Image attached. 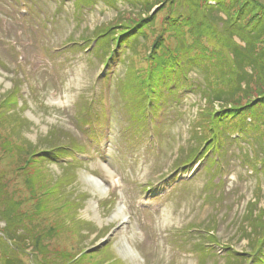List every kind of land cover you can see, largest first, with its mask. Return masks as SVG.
Segmentation results:
<instances>
[{
  "label": "rangeland",
  "instance_id": "rangeland-1",
  "mask_svg": "<svg viewBox=\"0 0 264 264\" xmlns=\"http://www.w3.org/2000/svg\"><path fill=\"white\" fill-rule=\"evenodd\" d=\"M143 1L153 5L151 13ZM187 2L0 0V99L19 91V104L0 115V264L11 255L25 264H63L80 250L98 246L107 232L111 247L99 245L74 264H244L259 244L247 220L259 192L258 206L264 207V174L261 163L250 165L246 158L263 152L249 130L226 134L225 144L210 151L192 174L176 177L182 168H174L198 153L209 135L198 127L205 71L189 72L198 78L194 84L199 81V89L165 91L166 103L158 109L152 130L142 127L145 119L136 123L143 104L126 98L122 82L132 63L146 65L144 47L135 54L133 49L117 54L107 67L106 81L98 79L106 70L99 55L78 50L85 37L142 23L148 36L142 43L147 40L150 48L157 42L166 53L174 52L184 36L188 49L206 52L211 61L220 53L233 58L224 45L226 37L222 40L226 24L218 19L220 28L194 9L189 18L182 16ZM209 5L217 8V1ZM216 8L214 13L226 18ZM234 39L244 46L239 37ZM263 48L259 44L258 50ZM255 78L250 97L240 98L241 107L253 109L250 103L264 99V83ZM95 92L105 103L89 104ZM220 105L216 102L213 108ZM104 109L111 118L96 123L100 140L92 145L79 119L87 118V112L101 115ZM48 141L86 146L80 156L85 161H32L15 174L13 167ZM150 185L153 190L146 189ZM45 188L49 193H43ZM114 196L115 204L110 202ZM206 229L217 236L220 244L213 249L219 254L201 252L204 243L211 244L201 238ZM228 251L239 258L228 259Z\"/></svg>",
  "mask_w": 264,
  "mask_h": 264
},
{
  "label": "trees",
  "instance_id": "trees-1",
  "mask_svg": "<svg viewBox=\"0 0 264 264\" xmlns=\"http://www.w3.org/2000/svg\"><path fill=\"white\" fill-rule=\"evenodd\" d=\"M82 1L88 2V0ZM135 1L140 2V0ZM209 1L190 0L189 5L187 2L182 6L186 8L184 10L185 12H181L183 13L182 16L184 15L189 18L190 13L192 12V15H194L195 10L197 15L205 13L208 20L213 21L214 24L222 28L221 23L218 22V19H220L226 24L225 27L223 26L225 31L222 34V40L226 37L224 45L229 46V51L232 53L233 58L220 53L219 59L211 61L212 59L209 55H206V52H200V50L194 51L195 47L188 49L184 36L179 38L182 40H179L178 50L174 52L166 53V49H163L157 42H155L153 48H150L147 45L148 36L146 28L143 27L142 23H134L135 25L133 24L132 26L125 25L124 28L112 27L104 29L100 33L96 32V36L84 38L86 44L80 47V49L86 50L91 48L90 53L93 52L99 55L102 63L109 64V60L117 51L125 52L133 49V53L135 54L136 50L142 46L144 47L145 53L142 58L146 62V65L143 66L142 63L140 64V61L138 63L134 61L135 63L131 65L132 68L128 78L122 80L127 94L126 98L128 97L129 100L133 99L136 102L141 100L143 104L139 113L137 112L138 119L136 117V123L140 122V120L143 122V119H145L147 124L148 113L156 112L158 102L165 96L166 90L168 92H177L186 86H192V91L199 89L200 87L197 83L200 82L198 81L194 84V81L196 82L198 78L189 76V72L192 74V69H196V72L198 71L199 74L205 71L207 86L200 89L205 104L199 108L198 127L207 130L209 135L204 139V144L198 150V153L189 161L195 159L197 156H202L206 151L219 149L226 142V134L229 136L230 133L238 131L239 128H246V130H249L248 132L253 139L258 141L259 148L263 152L261 156L257 153V155H253L254 159L246 158V160H248L250 165L261 163L262 166L259 172H263L264 174V99L258 101L261 104L255 102L254 104L250 103L253 105V109L250 107H241L240 103L241 97H250L252 93L250 92L251 86L257 83L255 76H258L260 78L259 80L264 83V48L258 50L259 44L264 43V1L230 0L231 5L227 7V0H214L217 1V8L213 6L212 9H210ZM142 6L146 7L147 14L151 13L154 8L153 5H150V1H143ZM214 8L223 12L226 18L221 17L218 12L214 13ZM237 9L238 11L236 13H231L232 10ZM250 17L251 19L245 23V20ZM146 19L149 18H143V20ZM201 19L199 18V20ZM192 20H189L191 24ZM209 27L210 25L207 28ZM220 28L218 29L220 30ZM202 29L203 31L205 30L203 26ZM235 36L244 42V46L234 39ZM229 38L232 41L228 42ZM142 39H147L144 41L146 43H142ZM138 55L137 53L135 57L137 58ZM159 59L162 62L159 63ZM171 82L175 83L173 88L169 87ZM15 92L11 97L7 96L4 99H0V115L12 110L13 107L11 106L10 108L9 105L15 102L13 101ZM216 102L221 103L220 109L213 108ZM259 108H263V110L260 111ZM53 142H45L43 143L45 148L38 149L34 152L29 151L23 164H17L13 167L15 174L18 175L20 171L23 172L26 170L32 165L30 164L32 161L40 163L50 162L57 157L72 156V151L75 149H83V147L77 146L76 144L69 147L60 143L54 144ZM39 146H42V144ZM66 148L68 149V153ZM256 170H258L257 166ZM259 185L258 189L261 188L262 190V187ZM43 193H49V189L45 188ZM260 198L261 193L259 192L258 196H256V201L251 202L254 205L250 207V219L247 221L252 226L251 231L256 235L255 243L264 244V207L259 208L258 206ZM9 236L10 238L13 237L10 231ZM81 252L82 250L77 254ZM87 253H83L78 258H76L77 254H74V257L72 256L62 263L74 264ZM228 259L230 258L228 257ZM5 264L25 263L17 255H11L7 257Z\"/></svg>",
  "mask_w": 264,
  "mask_h": 264
}]
</instances>
